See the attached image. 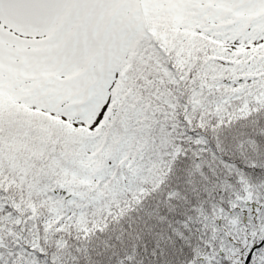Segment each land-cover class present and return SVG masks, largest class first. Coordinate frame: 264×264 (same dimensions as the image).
Wrapping results in <instances>:
<instances>
[{"label":"snow or ice","instance_id":"obj_1","mask_svg":"<svg viewBox=\"0 0 264 264\" xmlns=\"http://www.w3.org/2000/svg\"><path fill=\"white\" fill-rule=\"evenodd\" d=\"M0 264H264V0H0Z\"/></svg>","mask_w":264,"mask_h":264}]
</instances>
